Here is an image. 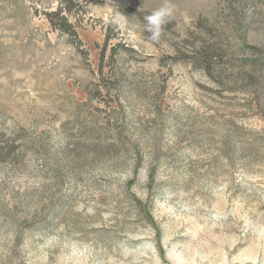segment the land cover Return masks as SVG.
Listing matches in <instances>:
<instances>
[{
	"label": "rangeland",
	"instance_id": "1",
	"mask_svg": "<svg viewBox=\"0 0 264 264\" xmlns=\"http://www.w3.org/2000/svg\"><path fill=\"white\" fill-rule=\"evenodd\" d=\"M169 3L0 0V264H264V0Z\"/></svg>",
	"mask_w": 264,
	"mask_h": 264
},
{
	"label": "trees",
	"instance_id": "2",
	"mask_svg": "<svg viewBox=\"0 0 264 264\" xmlns=\"http://www.w3.org/2000/svg\"><path fill=\"white\" fill-rule=\"evenodd\" d=\"M67 11H69V10H67ZM45 17H46V19H48V21L52 27L58 28L60 31L67 33L70 37L73 36L75 39L78 40V33L75 31V28H74L72 22L71 23L69 22V18L66 17V15L64 14V11L61 8H57L54 12L45 13ZM107 27H108V29L106 30L107 32L105 35V39H104L103 45L101 46L102 48H101L100 59H102L104 51L107 48L106 45H107V41L109 40V33H110V30L115 27V23L109 22L107 24ZM248 49L250 52L253 51V52H257V53L261 54L259 49H257V47H255L253 45L248 46ZM203 58L205 59V61H203V62H205V64H207L208 63V60H207L208 55H206V57L204 56Z\"/></svg>",
	"mask_w": 264,
	"mask_h": 264
},
{
	"label": "clouds",
	"instance_id": "3",
	"mask_svg": "<svg viewBox=\"0 0 264 264\" xmlns=\"http://www.w3.org/2000/svg\"><path fill=\"white\" fill-rule=\"evenodd\" d=\"M172 12L173 9L171 4L169 3V0H164V4L161 7L152 11L149 15H146L144 17V29L150 33V40H159L163 32V28L168 23Z\"/></svg>",
	"mask_w": 264,
	"mask_h": 264
}]
</instances>
